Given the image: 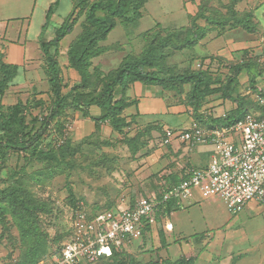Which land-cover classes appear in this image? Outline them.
Returning a JSON list of instances; mask_svg holds the SVG:
<instances>
[{"label": "rangeland", "instance_id": "1", "mask_svg": "<svg viewBox=\"0 0 264 264\" xmlns=\"http://www.w3.org/2000/svg\"><path fill=\"white\" fill-rule=\"evenodd\" d=\"M201 1L148 0L142 8L141 19L129 24L118 21L107 39L101 43L105 50L94 60V65L105 73L116 69L126 55L142 51L145 45L142 39L143 32L158 23L162 25V29L187 25L188 14L198 9ZM226 2L227 0H210L216 7H223ZM258 5L260 6L256 10V15L261 25L260 34L253 35L242 29L230 30L222 36H219L218 32H213L195 47L176 52L169 62L180 71L203 69L220 75L227 72L228 63L241 58V49L246 47L264 62V0H241L236 7L239 10H247ZM62 12L60 16L64 18L68 16ZM60 19L54 17L50 21L46 34L54 36L56 28L61 25ZM199 22L205 24V21ZM80 30L81 26L78 23L73 33L63 40L59 55L65 82L69 86L80 82L78 72L68 67L67 57V48ZM45 67V61L41 62L40 68L31 73L29 78L38 77L36 85L44 90V98L48 100L45 89L49 88V83L46 80ZM239 80L240 95L253 101L251 110L258 114L255 106L260 104L259 95L250 88L245 72L240 75ZM16 82H24L21 69ZM28 83L19 88L29 87L31 84ZM260 84L264 90L263 79L260 80ZM136 85L137 88L135 86L131 89L128 95L131 98H140L141 116L131 122L130 136H134L138 129L143 131L151 124L182 129L191 126L193 120L197 119L191 108L182 103V96L174 90L145 86L141 83ZM189 90L190 86L186 85V92ZM6 101H14V96ZM222 101L218 96L210 97L204 113H207L208 117L216 116L217 111L211 114L208 111L214 112L213 108L224 105ZM229 106L236 107V103L229 101ZM136 112V106L127 110L130 116ZM74 119L75 117L67 121L70 125L67 129L73 147H80L79 151L66 160L54 162L51 168L53 176L47 175L44 168L46 165L34 163L24 167L26 163L24 159L18 161L17 156H12L8 161V170L2 173L0 181L2 187L9 185L12 180L8 177L14 172L15 165L24 167L20 172L24 174L26 185L35 197L48 203L51 208V212L43 214L41 218L43 221H40L42 231L48 235L47 248L50 252L59 249L66 241L77 235L71 192L74 193L76 201H85L92 210L110 209L116 206L120 198L134 202L156 192L155 184L160 182L161 186L165 185L166 173L176 166L183 167L186 161L183 156L175 158L171 153H166L168 144L165 143L162 130L155 129L143 135L141 138L147 140L148 144L144 142L145 146L142 144L139 151L134 154L129 144L125 143L124 135L114 132L108 122L101 124V130L98 132L91 122H88L89 125L87 122L77 124ZM195 148L197 150L200 146ZM41 169L45 170V174ZM194 197L192 201L195 203L186 208V211L179 209L176 216H169L172 223L184 217L185 227L181 229L182 231L176 227L175 231L167 232V239L170 241L168 248L166 246L161 248L162 236L156 233L153 238L147 236L131 241L121 253L133 255L143 264L160 257L169 256L172 260H177L181 256L191 257L197 254L201 257L196 264H264V204L253 200L241 212L233 214L219 196L205 198L194 190ZM190 209L194 216L193 221L187 214ZM9 227V233L4 236H1L0 228V264H18L22 260L23 247L19 240V231L12 222L9 223ZM196 238L200 240L196 242ZM92 264L115 262L113 259H101Z\"/></svg>", "mask_w": 264, "mask_h": 264}, {"label": "trees", "instance_id": "2", "mask_svg": "<svg viewBox=\"0 0 264 264\" xmlns=\"http://www.w3.org/2000/svg\"><path fill=\"white\" fill-rule=\"evenodd\" d=\"M147 1L72 0L73 8L56 28L54 36L43 38L40 42L46 63V80L49 83L46 94L49 101L38 97L44 94L43 90H36L24 99L18 98L14 104H5L4 96L18 83L16 77L20 66L8 63L5 53H0V181L2 173L8 170V161L12 156H17L18 161L24 159V167L34 163L46 165L44 168L47 175L53 176L51 168L54 162L66 160L79 151L80 147H73L69 130L67 131V121L73 119L77 113L94 120L98 132L101 130V124L108 122L114 132L124 135L125 143L129 144L134 154L144 142L148 144L147 140L141 138L143 135L159 129L164 131L165 136L167 127H161L159 124L148 125L143 131L138 129L134 136H130L131 122L141 116L138 107L140 99L128 95L137 83L174 90L182 96V103L190 107L192 114L197 118L193 122L200 126H229L249 112L259 119H264V106H255L258 112L256 114L251 110L253 101L240 95L239 77L243 72L247 74L253 92L257 95L264 93L260 84L261 79L264 81V62L249 49H241V58L228 63L227 72L220 75L203 69L180 71L169 62L176 52L195 47L213 32L222 36L230 30L242 29L253 35L260 34L261 25L256 15L260 5L239 10L236 5L241 0H227L223 7L212 5L210 0H202L197 11L188 14L187 25L162 29V25L158 23L143 32L145 45L142 51L126 55L116 69L105 73L94 65V60L105 50L101 43L107 39L118 21L129 24L141 19L142 8ZM59 2L56 0L48 9L44 26L46 30ZM201 20L205 21V24L200 23ZM78 23L81 30L70 42L67 57L68 67L78 72L80 82L69 86L65 82L59 55L63 40L73 33ZM186 85L190 86L187 92ZM213 96L220 97L224 103L232 101L236 103V107L227 110L225 115L205 118L204 108ZM133 106H136L137 112L130 116L127 110ZM94 108L99 110V115L92 114L91 110ZM63 138L64 142H61ZM23 166L16 164L14 172L8 177L12 182L4 187L0 185L1 236L9 233V223L15 224L23 247L22 260L18 264H40L42 259L59 253L63 245L55 251H48V235L42 231L40 221H43V214L51 212V208L48 203L35 197L28 188L24 174L20 172ZM45 170L41 169V172ZM189 177L190 173L182 176L176 172L170 173L166 177L167 184H178ZM155 185L156 193L161 195L163 189L160 182ZM70 197L75 213L82 202L89 208L85 201H76L73 192ZM180 204L179 200L172 199L166 203L162 213L170 216L174 210L181 208ZM102 210L92 211L95 213ZM161 236L163 237V234ZM121 250H114L112 256L101 257L99 260L113 259L115 264H143L140 259H135L128 253H121ZM197 259L198 255L182 256L177 260L160 257L151 259L147 264H195Z\"/></svg>", "mask_w": 264, "mask_h": 264}, {"label": "built area", "instance_id": "3", "mask_svg": "<svg viewBox=\"0 0 264 264\" xmlns=\"http://www.w3.org/2000/svg\"><path fill=\"white\" fill-rule=\"evenodd\" d=\"M258 98L264 106V93ZM174 140L190 147L211 146L209 165L191 169L190 177L178 184L162 185L161 195L154 192L134 202L120 198L115 207L95 213L80 203L75 213L77 235L40 264H87L110 257L114 250L143 237L146 229L156 224L167 202H190L194 190L205 198L219 196L233 214L253 200L264 204V119L249 112L229 126L204 127L193 122L182 129L167 127L165 143ZM172 228L171 222L165 224V229Z\"/></svg>", "mask_w": 264, "mask_h": 264}, {"label": "crops", "instance_id": "4", "mask_svg": "<svg viewBox=\"0 0 264 264\" xmlns=\"http://www.w3.org/2000/svg\"><path fill=\"white\" fill-rule=\"evenodd\" d=\"M55 1L56 0H0V53H5V60L8 63L17 64L20 66V69L24 74V82H18L15 86H12L4 96L3 102L5 104H14L18 98L24 99L33 94L36 90L42 91V89H39L36 85V82H38V77L32 76V78H29V76L31 73L36 72L40 68L41 62H44L43 52L40 46L41 40L43 38L53 37L51 34H46V28L44 26L47 22L48 9ZM59 1V6L52 16V19L54 17H59V19L61 18L59 21L62 23L65 19L64 16H60L61 13H63L62 11H64V14L66 13V15L69 14L73 7V3L72 0H63V2L62 0ZM196 11L197 8L194 12L189 14H194ZM27 82H29L28 84H31L29 87L27 86L25 89L19 88ZM46 90L47 89H45V91ZM12 96H14V101H6ZM38 97H44V94H40ZM140 104L141 100L138 106L139 112L141 113ZM230 108L232 107L229 106V101H226L224 105L213 108V111L214 113L217 111L218 113H216V116H220L223 114L225 115L226 112L223 110H229ZM91 112L93 115H99V110L97 108L92 109ZM208 113L212 112L208 111ZM205 118H208V116L205 115ZM74 122L77 124L87 122V125H89L88 122H91L95 126L94 120L85 118L79 113L76 114ZM167 146L166 153H171V156H174L175 158H180L183 156L184 159H186L184 162L185 164L182 165L183 167L176 166L175 168H171L172 170H170L169 173H166L167 175L176 172L182 176L186 173H189V171L193 168L207 167L213 154L211 146L200 145V148L195 150V147L197 146L190 147L186 143H182L179 140H174ZM166 183H168L167 178ZM194 203V201L182 203L180 204V209L185 210ZM178 210H174L170 216H176L177 212H179ZM229 212L231 213V211ZM187 214L189 219L193 221L194 216L192 215L191 209ZM167 222H171L169 220V215L166 214L165 216L164 213L159 214L156 224L152 228H147L143 237L141 238H146L147 236L153 238L156 233L163 234V244L161 248H165V246L168 248L170 241L167 239V232L175 231L176 227L179 231H182L181 229L185 227V218H178L176 222L177 224L171 222L173 224V228L170 230L165 229V224ZM195 240L198 242L200 239L198 240V238H196ZM143 242L144 240L142 243ZM142 243H140V245ZM197 255L198 259H200L201 255ZM217 256L220 255L217 254ZM230 256L232 258L231 254ZM167 257L170 258L169 256ZM220 263L223 262L220 261Z\"/></svg>", "mask_w": 264, "mask_h": 264}]
</instances>
